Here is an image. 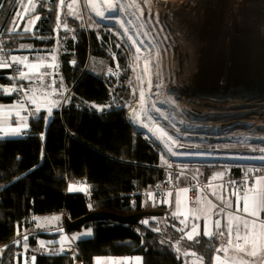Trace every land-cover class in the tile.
<instances>
[{"label":"trees","instance_id":"trees-1","mask_svg":"<svg viewBox=\"0 0 264 264\" xmlns=\"http://www.w3.org/2000/svg\"><path fill=\"white\" fill-rule=\"evenodd\" d=\"M24 1L0 0V41L7 56L24 44L38 51L53 49L54 39L59 38L63 42L57 52L60 75L75 97L70 105L54 111L48 122L39 113L22 137L0 139V264H13L15 241L33 217L62 214L63 220L75 221L97 212L116 215L124 222L103 220L83 226L91 228L92 235L76 242V263L93 264L94 258L102 256H140L143 264H182L173 246L181 238L177 219L169 213L145 215L149 211L144 197L136 194L165 178L161 149L131 124L128 108L121 105L128 93L122 88L121 103L113 102L111 88L96 69L98 62L109 67L118 63L124 69L126 59L116 48V37L67 18L61 0H35L33 13L24 15L26 19L39 17L33 35L16 32L10 24ZM59 20L60 26L66 25L65 33L57 26ZM70 29L72 34H68ZM112 56H120V61ZM7 73L0 70L2 86L10 84ZM16 94L0 90V105L14 102ZM83 102L96 108L87 110ZM79 180L89 186L88 192L68 193L67 185ZM37 234H30V246H35ZM44 236L55 239L58 234ZM185 248L202 258L203 264H212L218 245L200 236L186 242ZM36 264L73 261L64 255L36 254Z\"/></svg>","mask_w":264,"mask_h":264},{"label":"rangeland","instance_id":"rangeland-1","mask_svg":"<svg viewBox=\"0 0 264 264\" xmlns=\"http://www.w3.org/2000/svg\"><path fill=\"white\" fill-rule=\"evenodd\" d=\"M29 1L35 2V0ZM185 1L157 4L152 0H121L117 3V11L105 7L103 4L101 7L107 15L102 16L97 14L99 12L96 7L91 6L92 0H68L63 1L65 6L62 10L67 18L74 19L80 26L100 30L103 33L107 32L116 37L118 41L116 48L121 49V55L126 59L124 69H120L118 63L114 67H109L108 63L103 62H98L96 69L102 71L104 76L113 77L115 86L110 91L113 102L122 101L120 92L122 88L123 92L128 93V98L124 99L121 105L128 108L129 119L135 129L160 147L163 166L175 165L179 171L188 173L199 166H219L227 167V169H237L244 165L264 166V67L260 64V62H264V54H261L257 61H252V64L245 68L247 71L244 77L237 76L243 64L234 67L218 63V72L223 69H232L229 70V73L235 71L233 77L239 79L217 89L212 86L201 87L198 85L197 88L194 86L182 102H174L176 94L167 93V84L164 78L159 77L157 68L155 70L154 65H151L152 61L148 56L143 55L145 48L154 50L153 42L144 36V31L150 30V27L144 24V20L158 19L169 24L178 22L183 24L184 18L188 19L191 26L198 31L195 34V49L199 40L206 35L203 32L211 30L220 38H217L209 47H205L210 56H212L211 53L216 54L219 51L222 53L217 55L231 56L234 54L230 46L231 43H229L230 37L225 38L229 33L222 34L220 28H223L224 25L220 22V17L214 9L220 5V0L205 1L204 8L208 6L209 8L203 10L201 9L204 5L201 3L202 0ZM228 1L229 6L226 8V13L231 21L229 27L233 28L235 24H240L247 32H255L259 37H264V23L244 20L237 7V3L241 0ZM68 5L71 7H67ZM180 8L182 11L179 10ZM32 9L33 6H30L29 14ZM23 15L26 16L27 13L19 14L17 19H14L10 24L16 32L24 31L22 30L23 25L34 27L36 20L26 19ZM129 17H133L132 24L128 21ZM60 23L59 20L57 26L62 28L65 33L66 28L60 26ZM214 24H216L215 29L209 27ZM125 28L127 35H125ZM225 28L228 29L227 26ZM58 32L59 30L55 31L56 35ZM73 32L74 30L70 29L68 34ZM129 36L132 38L131 40L128 38ZM189 39L192 42L191 35H189ZM141 41L143 43H140ZM53 47L50 50L58 52V49L63 47L62 40L55 38ZM137 48L140 49L139 52L136 51ZM195 57L196 54L192 55L193 59ZM112 58L115 61H120V56L117 58L112 56ZM191 60V58H187V61ZM146 63L150 69L148 72L145 71ZM221 64L222 67H220ZM186 81L187 85L191 86L190 79L188 78ZM13 86L15 87V84ZM1 87L3 88L0 89L11 88V86ZM242 87L248 89H245L243 93H232L233 89H242ZM141 92L144 93L143 103L140 99ZM35 94L37 95V93ZM61 94L63 95L62 91H60V97H62ZM16 98L17 100L12 102L13 105L22 102L27 110L32 108V106H28L30 104L28 97L18 93ZM97 109L100 110V108ZM9 114L10 116H8ZM20 115L27 116V112L16 108L12 112L11 110L10 112H0V119H9L8 117H10L12 120L19 118ZM3 129L4 123L0 124V130L3 131ZM161 132L166 135L161 136ZM2 136H4V131ZM191 153L205 154L207 160L188 161L186 154ZM231 156H246L253 160L249 162L233 161L228 159ZM179 157H183L186 161L177 160ZM165 161L169 164H166Z\"/></svg>","mask_w":264,"mask_h":264},{"label":"crops","instance_id":"crops-1","mask_svg":"<svg viewBox=\"0 0 264 264\" xmlns=\"http://www.w3.org/2000/svg\"><path fill=\"white\" fill-rule=\"evenodd\" d=\"M36 2H30L29 0L24 1L23 9L19 14H24L29 11L30 6H36ZM34 8L30 12L33 13ZM24 16V15H23ZM37 16H32L30 18L36 19ZM29 18V19H30ZM28 21V20H27ZM25 21V22H27ZM34 24V27L36 25ZM25 24V23H24ZM34 27H30L31 31H25V28H29L27 25H23L22 33L27 35H32L34 31ZM13 57H17L23 60L25 57L27 61L24 64H20L19 67L21 72H23L26 76H30L32 80L36 81L35 83L30 82L28 79L21 80L19 78L20 74L16 75H9L8 80L10 82L9 86L13 88L14 84L15 87H20L21 85L25 86V92H16L19 94H23L24 97L30 98L31 92L37 93V97L39 98L38 103L40 106V111L36 112V106L32 105L31 103L28 106H32L27 111L26 115H20L17 119H0V124L4 123V129L6 127H17L19 123H21L20 118L23 117V123H27V128H22L20 135H14L12 133H5L4 129V136H2V132L0 130V139H11V138H19L22 137L26 132L30 129V121L37 117L39 113H44L45 121L48 122L51 119L52 113L59 108H61L64 103L66 96L64 94V90L66 86L62 80L59 70V58L57 51L46 50L42 48L41 50L34 49L30 44L21 45L19 48L12 51L10 57L8 56L6 59L5 57L0 55V61H6L8 63L12 61ZM39 63L41 66L38 69H31L25 67V64H33ZM48 65H53L52 67H48ZM7 67H0V70H6ZM20 72V73H21ZM47 73V75L43 76V80L41 81L38 78V74ZM12 78V79H11ZM2 85H0V88ZM7 86V87H9ZM10 88V89H11ZM1 91L3 89H0ZM33 90V91H32ZM60 91H62L63 95L60 97ZM27 93V94H26ZM6 94V93H5ZM13 94V92H12ZM10 94V95H12ZM9 95V94H8ZM18 94H16L17 97ZM17 100V98L15 99ZM29 101V100H28ZM14 103V102H13ZM13 104H8L6 106L0 105V112H12L14 109L12 107ZM51 106V116L48 115L47 108ZM27 109V107L25 108ZM10 116V114L8 115ZM16 116V115H15ZM5 119V120H4ZM252 171H256L259 174V177L253 182L252 187L249 190L242 189L239 193L241 197V207L242 204V197L245 193L249 196L255 195L256 193L252 192L251 189H259L264 191V183L257 184L258 180L264 179V166H248L244 165L243 167H238L237 169H227V167H200L196 169H192L190 173L180 170L178 174L175 176L174 185L176 190L172 192L171 196H167L163 201L159 202L156 206H152L149 203V200L146 196L144 197L143 205L145 208L150 212L156 211L161 212L162 215L167 213L173 215L174 212H177V198H179V212L180 215L174 216L179 223L178 232L181 235L180 241L175 242L173 244L175 251L177 252L178 257L181 259L182 264H201V258L195 255L192 251L187 250L185 248L186 242H192L198 239L200 236H203L206 239H214L217 241L218 248L227 247L228 252L227 255L223 251L219 253H215V257L212 261V264H216V257L220 256L221 260H228L230 264H236L241 260L245 261L246 264H264V250L258 252V255L255 257L247 256L244 253L237 252L235 250V245L240 243L243 245V241H236L235 239V227L237 224L240 225V232L241 235L244 234V227L243 221L249 220L253 221L256 220L255 217L248 216L247 214L243 213L242 211H236V195H234V190L228 185L224 184L225 180L239 178L247 173ZM218 174H222L218 175ZM236 174H239L237 176ZM215 177V179H214ZM197 181L206 184V187L203 190L199 188L197 185ZM69 186H73L76 189H83V190H73L69 191ZM198 187V188H196ZM89 186L85 184L84 181H75L73 183H69L67 185V192L68 193H87ZM187 188L189 191L186 194H180V190ZM220 197H223V202L221 201ZM196 201H200L199 204L195 203ZM228 202L232 203V207H226ZM194 208H201L206 209V211H201L199 213L198 218H193L192 212ZM224 209L223 212L220 210ZM217 213H220L217 215ZM229 214L240 217L239 220H232L229 221L228 216ZM185 216H187V220L185 221L187 227H185L184 223H181L182 220H185ZM219 219L221 221V229L220 231H224L225 235L220 236L218 235L217 229L215 228V220ZM264 222V212L260 213V219L256 220L257 228L256 232L260 231L259 225L260 223ZM28 224L30 226L26 228H22L21 230L26 229V231L20 233V236L17 237L15 241V246L17 247V251L13 257V264H33V257L35 258L34 264H36V254L45 255L50 254L56 256L54 253L57 250V247L60 242L64 244H68L70 246H74L76 248V253H78L76 242L82 238H89L92 235L91 228L83 229L81 228L79 231L66 233L63 228V219L62 214H53V215H45L39 217H33ZM196 226L198 229L199 234L196 232H192L193 226ZM233 228V236H232V244L229 245L227 243L228 235L227 229L229 227ZM207 229L213 233L211 238L204 234L205 229ZM183 229V231H180ZM91 233L87 235V233ZM41 233V234H37ZM191 233L192 239L188 238V234ZM30 234H37L35 236L34 243L35 246L29 245V238ZM44 234H58L57 238L51 239ZM251 234V233H249ZM27 237V239H25ZM76 237V239H73ZM43 242V247L41 243ZM261 245H264V241H260ZM250 248V245L248 246ZM3 253V250L0 251V258ZM97 260L101 262V264H143V260L140 256H133V257H112V256H102L94 258L93 264H97ZM79 264V263H73ZM203 264V261H202Z\"/></svg>","mask_w":264,"mask_h":264},{"label":"bare ground","instance_id":"bare-ground-1","mask_svg":"<svg viewBox=\"0 0 264 264\" xmlns=\"http://www.w3.org/2000/svg\"><path fill=\"white\" fill-rule=\"evenodd\" d=\"M119 1L121 2V0L115 2L112 0H92V5L94 4L97 8V11L101 13L102 16H104L107 14L104 12L101 6L104 4L105 7L110 9H116L117 11V3ZM152 1L157 4L165 2L169 3L171 1L186 2L185 0ZM205 1L208 0L201 1L202 5L205 3ZM231 3L233 4L232 1ZM237 4V7L240 9L241 12L240 16L244 20L251 22L256 21L257 23H264V0H241ZM204 6L205 4L203 5V8H201L202 10L209 8V6L205 8ZM227 6H229L228 0H220V5L215 7L214 9L216 10L217 15L220 17V22L224 25L223 28H220V30H222V34H226L227 32L229 33L225 38L227 39L230 37L229 43H231L230 46L232 47V52H234V54L231 56L217 55L221 51L216 52V54L211 53L212 56H210L209 51L206 50L205 47H209V45L214 43L217 38H220L219 35L216 36L215 33L211 30L203 32V34L206 35L203 36L201 40H199L198 46L195 49V34L198 31L195 30L193 26H191V24L187 21L188 19L186 18H184L185 21H183V24H181V22H178L176 24H169L164 20L158 19H152L150 21L144 20V24L150 27V30L144 31V36L146 39L151 40L153 42L152 44L154 45V50L151 51L148 50V48H145L143 50V55L148 56V58L152 61L151 65H154L155 70L157 68L156 71L159 77L164 78V81L167 84V93L176 94V101L174 102L184 101L187 98L186 94H189L194 86L196 88L198 87V85L201 87L212 86L217 89L222 86H227L230 82H233L235 79H239L237 77H233L235 71L233 73H229V70L232 69H223L218 72V63L234 67L243 64V66H241L240 70L238 71L237 76L244 77V74L247 71V69L245 68L249 67L252 64V61H257L260 58L261 54H264V37H259V35L255 32H247L240 24H235L233 28L229 27L231 21L226 13ZM179 10L182 11L181 8ZM129 18L130 19H128V21L130 24H132L133 17ZM215 25L216 24L209 27L215 29ZM225 26H227L228 29H226ZM189 35L192 36V42L189 39ZM231 36H233V38H231ZM224 41L226 40L224 39ZM194 54H196L195 59L192 58V55ZM187 58H191L192 60L187 61ZM222 64L220 67L223 66ZM260 64L264 67L263 61L260 62ZM179 73H181L180 76H178ZM188 78L190 79L191 86L187 85L186 80ZM245 89L248 88H235L233 89L232 93H243ZM186 156H188V161L207 160L205 158V154L201 153H191L186 154ZM228 159L239 162H249L253 160L246 156H231ZM177 160L186 161V159H184L183 157H179L177 158Z\"/></svg>","mask_w":264,"mask_h":264},{"label":"snow or ice","instance_id":"snow-or-ice-1","mask_svg":"<svg viewBox=\"0 0 264 264\" xmlns=\"http://www.w3.org/2000/svg\"><path fill=\"white\" fill-rule=\"evenodd\" d=\"M61 4L63 6V0H61ZM93 8H95V5H91ZM67 7H71V5H68ZM34 8V6H33ZM98 15H102L101 13H97ZM36 19H39V17H36ZM123 27V25H121ZM66 27V25H65ZM15 31V29H13ZM25 31H31V28H25ZM125 35H127V29L125 28ZM130 40L132 39L130 36L128 37ZM140 43H143V41H141ZM133 44H135V41H133ZM137 52L140 51L139 48L136 49ZM137 59H139V57H137ZM13 63L20 65V64H24L25 61H27V58L25 57L23 60L17 58V57H13L12 58ZM10 65L6 62V61H0V67H9ZM41 65L39 63H33V64H25V67L31 68V69H38ZM53 65H48V67H52ZM145 71L148 72L150 71V69L147 66H145ZM47 75V73H42V74H38V78L42 81L43 80V76ZM19 78L21 80H25L28 79L30 82L35 83L36 81L32 80L30 76H26L23 72L20 73ZM149 86H150V81H149ZM3 91L6 94H12V92H25V86L21 85L20 87H13L11 89L9 88H4ZM27 94V93H26ZM140 99L141 102L143 103L144 100V93L141 92L140 93ZM39 98L36 96L35 92H31L30 98H29V102L32 105L36 106V112L38 113L40 111V106L38 103ZM14 108L20 109V110H24L27 111V109L24 108V105L22 102H18L17 104L13 105ZM51 106H49L47 108V112L48 115L51 116ZM17 115H19V112H17ZM138 118V117H137ZM21 123H19L17 125V127H6L4 129L5 133H12L14 135H20L21 134V130L22 128H27V123H23L22 121L24 120L23 117L20 118ZM157 131H160L157 129ZM166 134H164L163 132H161V136H164ZM167 146V145H166ZM170 150V149H169ZM165 163H167V161H165ZM169 167L171 165H168ZM221 175L222 174H218ZM215 179V177H214ZM257 184H262L264 183V179L262 180H258L256 182ZM73 190H83V189H76L73 186H69V191H73ZM189 191V189L184 188L180 190V194H186ZM242 191V188H237L234 192V195H236V211L240 212L242 211L243 213L247 214L248 216L251 217H255L256 220L260 219V213L264 212V191H261L259 189H251L252 192L256 193L255 195L249 196L247 193H245L242 197V204L243 206L241 207V197L239 195V193ZM169 196L172 195L171 192L168 193ZM221 201L223 202V197H220ZM195 203L199 204L200 201H196ZM226 207L231 208L232 207V203L228 202L226 204ZM177 212H174L173 215L177 216L180 215L179 212V198H177ZM201 211H206V209H201V208H194L192 215L193 218H198L199 217V213ZM221 212L224 211V209L220 210ZM220 213H217V215H219ZM229 221L232 220H239L240 217L234 216L229 214L228 216ZM187 220V216H185V220H182L181 223L185 224V227H187L186 221ZM256 220L253 221H249V220H244L243 221V227H244V234L241 235L240 232V225L237 224L235 227V239L236 241H243V245H241L240 243H237L235 245V250L237 252L240 253H244L247 256H252L255 257L258 255V252L261 250H264V245L260 244V241H264V222L260 223L259 228L260 231L256 232V228H257V224H256ZM145 223H147V221H145ZM215 228L217 229L218 235L220 236H224L225 232L224 231H220L221 229V221L219 219H216L215 222ZM180 231H183V229H180ZM192 232H196L197 234H199L197 227L194 225L192 230ZM251 233V234H249ZM91 233H87V235H90ZM205 235L209 236L211 238V236L213 235L212 232H210L207 227L205 229L204 232ZM227 235H228V240L227 243L229 245L232 244V236H233V228L230 226L227 229ZM188 238L192 239V235L191 233L188 234ZM25 239H27V237H25ZM73 239H76V237H73ZM250 245V248L248 247ZM41 246L43 247V242L41 243ZM223 251L225 253V255H227L228 252V248L227 247H221V248H217L216 252L219 253ZM35 258L33 257V264H34ZM97 264H101V262L99 260H97ZM201 264H202V258H201ZM216 264H230V262L228 260H221L220 256L216 257ZM236 264H246L245 261L241 260L239 262H236Z\"/></svg>","mask_w":264,"mask_h":264},{"label":"built area","instance_id":"built-area-1","mask_svg":"<svg viewBox=\"0 0 264 264\" xmlns=\"http://www.w3.org/2000/svg\"><path fill=\"white\" fill-rule=\"evenodd\" d=\"M0 44H1L0 55L5 57V59H6L8 57L7 56L8 51L3 47L2 41H0ZM8 64L10 66L7 67V69H6V71L8 72L5 76L6 78L11 74L13 76L16 74H20L21 69H20L19 65L12 64L9 61H8ZM112 78L113 77H109V76L103 77V82L105 84H107L110 88L115 86ZM63 92L66 96L64 104L70 105L72 98L75 97L71 88L66 89ZM83 106L87 110L92 109V108H96L92 103H87V102H83ZM166 164H169V163H166ZM164 169H165V178L156 187L149 189L147 191L136 192V194H141V195L146 196L149 200V203L152 206H156L159 202L163 201L168 196L169 192L172 193L176 190V187L174 185L175 176L180 171L177 169V166H175V165H172L171 167L164 166ZM258 177H259V174L256 171H252V172L247 173L246 175H244L242 177L225 180L224 184L233 188L234 191L237 188L249 190L252 187L253 182ZM197 185L204 192L206 184L205 183L202 184V183L197 181ZM196 188H198V187H196ZM52 254L68 256L72 259L73 263H76V257L78 256V253H76V248L74 246H70L69 243L64 244L62 242L59 243L57 250ZM48 255H50V254H48Z\"/></svg>","mask_w":264,"mask_h":264},{"label":"water","instance_id":"water-1","mask_svg":"<svg viewBox=\"0 0 264 264\" xmlns=\"http://www.w3.org/2000/svg\"><path fill=\"white\" fill-rule=\"evenodd\" d=\"M145 215H148L150 217H160L162 216L161 212H148ZM141 217V216H140ZM103 220H110V221H116V222H124V220L121 217H118L116 215L106 213V212H97V213H91L89 215H86L84 217H81L75 221H69L67 219L63 220V228L66 233H72L79 231L83 226L86 224H90L97 221H103Z\"/></svg>","mask_w":264,"mask_h":264}]
</instances>
